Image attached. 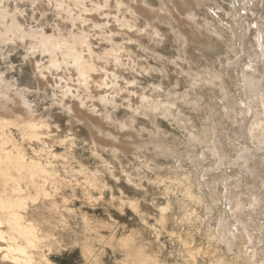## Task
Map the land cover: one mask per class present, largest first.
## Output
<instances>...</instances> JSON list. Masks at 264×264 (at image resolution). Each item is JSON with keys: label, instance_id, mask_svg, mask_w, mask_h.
<instances>
[{"label": "rangeland", "instance_id": "1", "mask_svg": "<svg viewBox=\"0 0 264 264\" xmlns=\"http://www.w3.org/2000/svg\"><path fill=\"white\" fill-rule=\"evenodd\" d=\"M93 2L110 13L105 31L125 47L119 61L97 60L118 82L105 93L111 102L92 92L84 104L71 93L61 104L58 77L71 73L53 68L39 88L25 49L0 41V71L29 89L50 125L45 151L10 127L52 172L49 197L19 178L32 195L27 217L42 253L50 264H262L264 131L250 127L264 118V85L252 94L248 75L264 72V0H130L134 13L117 0ZM18 4L50 33L85 27L97 51L109 46L91 0L87 22L73 20L80 11L72 0L64 2L70 10L55 0ZM72 76L74 94H85Z\"/></svg>", "mask_w": 264, "mask_h": 264}, {"label": "bare ground", "instance_id": "2", "mask_svg": "<svg viewBox=\"0 0 264 264\" xmlns=\"http://www.w3.org/2000/svg\"><path fill=\"white\" fill-rule=\"evenodd\" d=\"M14 1L15 6L11 7V0H0V41L2 44L11 42L16 44V47L25 49L26 54L24 57L28 58L32 65V73L39 84V88L50 84L49 73L53 68L56 70L65 69L71 75L69 77L64 75L58 77L61 82H65L60 89L62 93L61 104H67L64 97L70 93L76 96L82 104L86 103L87 99H93L95 95H98L103 102L113 101L108 93H105L107 88H116L118 82L112 80L110 82L107 77L109 75L108 68L99 66L97 63L98 59L107 56H113L119 61L118 52L125 49L123 44L114 40L116 34L114 29L105 31L109 27L110 21L107 18L110 13H106L100 3L91 0L92 5L98 10V16L96 17L98 20H94V27L104 31L101 34L109 44L102 51H97L92 41V34L85 27L78 26L77 30L71 29L67 34H64L60 26L56 25L54 32L50 33L42 22L36 25L32 24L35 16L28 17L25 9H21L18 2H26V0ZM55 1L62 8L71 9L69 5H64L65 0ZM72 1L80 11L74 17V21L87 22L93 19L91 18L93 12H90L91 8L88 7L87 0ZM109 2L110 0H105L106 4ZM123 4H127L129 11L135 12L133 2H130V0H117L118 7ZM32 5H35V1H32ZM140 6L148 17H154V9ZM88 13L90 18L87 17ZM116 18L125 27L131 25L126 16L122 19L118 16ZM257 71L259 73L257 79L254 78V74L248 75L252 94L261 82L264 85V72L259 68H257ZM72 74H77L78 85H80V88H85V94H74V87L70 83L73 80ZM65 75L67 76V73ZM261 77L263 80L260 79ZM26 90L29 89L20 88L8 81L3 72L0 71V264L52 263L41 251L43 237L38 233L39 230H37L36 225L27 217L28 200L32 196L31 192L25 190L22 182H19V178H25L27 179L26 186H32L37 189V194L49 197L47 183L52 176V172L43 161L36 160L25 152L10 128L14 125L19 126L24 138L29 137L32 140L41 142L42 144L39 143V146L41 145L39 151L46 150V130L50 125L46 120L37 117L36 110L26 95ZM92 92H95V95ZM54 94L59 96L56 91H54ZM143 98L146 97L143 96ZM258 98L259 105L263 110L261 114L264 115V91L258 95ZM252 101L251 99L249 102L253 104ZM92 106H94L93 110L97 111L95 103ZM68 107L71 112L75 113L71 105H68ZM263 119L259 115L253 119L250 127L251 132L264 131ZM89 127L92 129V125H89ZM32 199H35V197L30 200ZM165 208L163 207V209Z\"/></svg>", "mask_w": 264, "mask_h": 264}]
</instances>
